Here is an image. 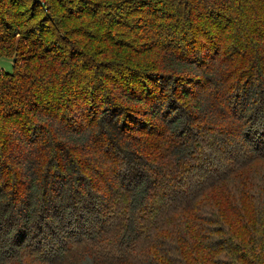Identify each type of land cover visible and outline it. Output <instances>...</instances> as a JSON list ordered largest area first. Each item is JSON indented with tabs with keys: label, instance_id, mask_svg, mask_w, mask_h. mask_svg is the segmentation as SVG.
I'll use <instances>...</instances> for the list:
<instances>
[{
	"label": "trees",
	"instance_id": "trees-1",
	"mask_svg": "<svg viewBox=\"0 0 264 264\" xmlns=\"http://www.w3.org/2000/svg\"><path fill=\"white\" fill-rule=\"evenodd\" d=\"M0 58V264H264V0H0Z\"/></svg>",
	"mask_w": 264,
	"mask_h": 264
},
{
	"label": "rangeland",
	"instance_id": "rangeland-1",
	"mask_svg": "<svg viewBox=\"0 0 264 264\" xmlns=\"http://www.w3.org/2000/svg\"><path fill=\"white\" fill-rule=\"evenodd\" d=\"M138 25H140V21H136ZM130 41H128L129 43ZM124 43H127V42H124ZM140 49L138 47V45L135 47V45L133 46H122V48H119L118 49V52L121 51L122 54H126V57L128 58H131V57H135L136 56V51ZM13 59L14 57H10L9 59ZM124 62V65H127V64H130L131 61L130 60H123ZM0 66L5 69V70H10L12 67H11V63L9 60H7L6 58H0ZM193 115L195 118H197V121L198 120H201L200 118V113L193 110ZM226 113V115L224 117H222V113L221 115H219L220 113H213L212 115V119L210 121V126H208L206 128L205 124L203 123H199L197 125H195V128H196V135L199 134V137L197 138L196 141H194V144L193 146L197 149L198 151V155L196 157H193V158H190L189 155H186V159L182 161V164L180 165V168L174 172V175H173V182L172 183H175L176 180L179 178V177H184L188 174V171L187 169H192V166L194 165H197V163L199 162V156L201 154H203V156H205L206 154H209L213 157V159H215V161H218V162H215L217 164L218 167H222V162H230V161H227L228 158L232 157L233 153L236 152L235 150H237V146L241 145L242 144V141H243V136L244 134H240L239 130H237V128L234 127V123H235V120L233 119V116H232V112L231 111H227V112H224ZM251 117V115H250ZM249 121V119H248ZM200 122V121H198ZM238 133V134H237ZM196 135H194L196 137ZM189 135L188 134H184L183 137H188ZM202 136L204 138H202ZM190 137V136H189ZM245 141V140H244ZM248 143V142H247ZM244 144L245 146L247 145ZM160 144H158V147H159ZM236 146V147H235ZM155 148L154 152L153 153H156L158 151H160V148ZM154 149V147L152 146L151 148V151ZM175 154V153H174ZM198 158V159H196ZM185 172L183 173L182 171ZM183 173V174H182ZM182 174V175H181ZM11 176L10 173L8 171H5L3 169L0 168V178L1 177H5V176ZM257 183V180H255L253 182V185L256 186ZM106 239H108V237H105ZM89 250H86V248L84 249L83 248V251L82 250H78V254L81 255V254H84V253H87ZM94 254V257L97 256V253L96 251L93 253Z\"/></svg>",
	"mask_w": 264,
	"mask_h": 264
}]
</instances>
